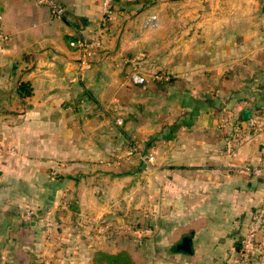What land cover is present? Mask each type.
Instances as JSON below:
<instances>
[{
	"label": "crops",
	"instance_id": "0c3cea01",
	"mask_svg": "<svg viewBox=\"0 0 264 264\" xmlns=\"http://www.w3.org/2000/svg\"><path fill=\"white\" fill-rule=\"evenodd\" d=\"M61 1L67 13L58 19L36 0H0L10 38L0 50V125L7 126L0 138L18 145L16 157L0 159V172L20 178L17 165L27 163L32 175L28 171L24 182L36 187L37 173L52 162L100 154L95 144L83 143L94 135L76 125L99 123L101 117L93 110L86 122L78 109L162 103L155 113H139L154 122L163 116L158 122L169 125L146 139L144 155L155 163L143 165L141 195L144 220L155 222L146 246L155 250L156 263L148 254L151 262L141 264H264V231L253 258L241 256L253 217L264 211V130L246 129L249 119H244V111L250 117L264 111V56L254 47L247 50L252 67L238 70V76L251 77L244 82L221 77L228 64H213V44L227 46L228 53L231 21L211 14L197 18L200 7L193 0ZM166 11L177 16L166 18ZM153 16L157 21L148 24ZM104 21L105 46L83 68L70 42L80 35L95 37ZM136 63L148 77L163 71L173 81L164 87L132 85L126 75ZM22 85L30 95L20 94ZM246 166L261 169L262 176L246 173ZM119 186L118 180L108 181L110 203ZM185 240L189 252L180 249Z\"/></svg>",
	"mask_w": 264,
	"mask_h": 264
},
{
	"label": "rangeland",
	"instance_id": "374dc122",
	"mask_svg": "<svg viewBox=\"0 0 264 264\" xmlns=\"http://www.w3.org/2000/svg\"><path fill=\"white\" fill-rule=\"evenodd\" d=\"M154 1L157 0H151ZM192 2L200 7L195 13L197 18H201L203 14H211L214 20L231 21L226 33L229 36L228 53L225 51L227 46L213 44V64L217 67L221 63L228 64L221 77L227 78L228 75V79L241 82L250 79L251 77L238 76V70L252 67L245 56L250 47L258 49L264 56V0ZM224 8L229 11H224ZM164 15L172 18L177 13L166 11ZM156 21L153 16L148 19V24ZM223 35L219 33L217 36ZM247 38L253 40L248 43ZM240 56L245 57L238 59ZM136 66L139 67V64H134V70L130 69L126 75L127 82L132 85H136L132 81ZM160 72L150 73L149 77L140 72L147 77L145 86H166L171 79L167 73L165 75L169 77L168 81L158 82L152 78ZM139 96L140 90L135 92L137 101ZM162 107V103L153 101L148 108L143 109L135 107L127 110L124 106L115 111L108 107L78 109L86 122L87 115L93 110L101 117L99 123L80 122L76 125L84 128L85 133L94 135L83 143L95 144L99 148V155L90 154L84 158L73 157L66 162H52L41 175L37 173L36 187L32 186V181L24 182L29 178V164L17 165L21 170L16 172L15 169V174L20 178L11 179L2 170L0 264H141L151 262L150 254H153L152 263H156L155 250H147L146 246V240L155 235V222L144 220L147 204L142 203L141 181L142 174L144 176L143 165L155 163V159L152 162L147 160L153 156L144 155L149 143L146 139L150 137L148 135H156L158 129L165 131L166 125H169L165 123L166 120L164 124L158 122L164 119L163 116L154 122L141 115L155 113ZM69 110L74 112L76 109ZM108 111L111 117H108ZM222 112L219 111L220 114ZM134 114L140 116L139 119H131L130 116ZM155 118L158 119L157 115ZM4 126L7 127L0 125V133L5 131ZM74 127L75 125L71 128L73 132ZM16 145L0 138V149L3 150L0 159L7 161L16 157ZM135 148L137 151L133 152ZM30 174L32 175L31 172ZM75 179L81 180L77 182ZM110 180L120 182L117 192L110 195L111 203L106 192ZM54 186L59 187V192L54 190ZM97 207H101L99 215L96 214Z\"/></svg>",
	"mask_w": 264,
	"mask_h": 264
},
{
	"label": "built area",
	"instance_id": "2783aa9c",
	"mask_svg": "<svg viewBox=\"0 0 264 264\" xmlns=\"http://www.w3.org/2000/svg\"><path fill=\"white\" fill-rule=\"evenodd\" d=\"M36 2L42 6L49 8L50 13L53 18H64L66 16V8L61 0H36ZM108 31L107 21H104L102 27L97 32L95 37L78 36L70 42V46L79 55L80 63L83 68L90 67L91 60L95 54L102 50L105 46L104 36ZM10 38L7 35L3 27L2 16L0 14V50L9 42ZM147 77L140 74V72L135 69L132 75V81L136 85L145 86L147 82ZM156 81H168L169 77L163 73H157L152 77ZM253 130L254 132H261L264 130V115H252L247 121V128ZM237 132H240V128H237ZM137 148L133 150L136 152ZM11 152H15L11 150ZM10 152V153H11ZM131 152V153H133ZM3 150L0 149V155ZM148 161H153L154 158L150 157ZM244 171L248 174H252L256 177L262 176V170L254 168L252 166H246ZM264 231V211H259L252 219L249 226V231L243 241L242 246V257L244 261H249L252 256L258 251V236ZM264 253V251H263Z\"/></svg>",
	"mask_w": 264,
	"mask_h": 264
},
{
	"label": "trees",
	"instance_id": "16d2710c",
	"mask_svg": "<svg viewBox=\"0 0 264 264\" xmlns=\"http://www.w3.org/2000/svg\"><path fill=\"white\" fill-rule=\"evenodd\" d=\"M144 1H145L146 3H152L151 0H144ZM172 81H173V79L171 78L168 84H170ZM158 82H162V81H158ZM20 94H21V95H24V96H25V95H30V94H31V91H29V90H26V91H25V85H22V87H21V89H20ZM255 114H258V115H264V111H257V112L254 113V115H255ZM243 241H244V240H243ZM242 246H243V242H242ZM184 252H189V251H184ZM254 255H255V254H254ZM254 255H253V256H254ZM241 256H242V253H241ZM253 256H252V258H253ZM114 258H118V257H117V256H114ZM252 258H251V259H252ZM242 259H243V257H242ZM251 259H250V260H251ZM250 260H249V261H250ZM130 264H133V263H130Z\"/></svg>",
	"mask_w": 264,
	"mask_h": 264
},
{
	"label": "water",
	"instance_id": "95a60500",
	"mask_svg": "<svg viewBox=\"0 0 264 264\" xmlns=\"http://www.w3.org/2000/svg\"><path fill=\"white\" fill-rule=\"evenodd\" d=\"M76 23L80 24V21L76 20ZM249 118L250 112L244 111V119L247 121ZM180 249H182L183 251H190V247L187 240H185L184 243L180 246Z\"/></svg>",
	"mask_w": 264,
	"mask_h": 264
}]
</instances>
